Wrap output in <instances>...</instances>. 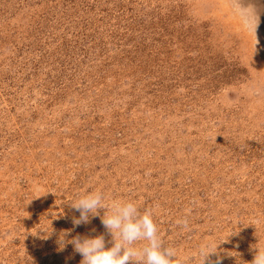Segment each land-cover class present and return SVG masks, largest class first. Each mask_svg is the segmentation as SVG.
Returning <instances> with one entry per match:
<instances>
[{"label": "rangeland", "instance_id": "rangeland-1", "mask_svg": "<svg viewBox=\"0 0 264 264\" xmlns=\"http://www.w3.org/2000/svg\"><path fill=\"white\" fill-rule=\"evenodd\" d=\"M251 2L255 35L231 0H0V264H80L78 235L112 247L106 209L72 223L91 191L151 210L175 264H202L208 241L205 264H252L264 0Z\"/></svg>", "mask_w": 264, "mask_h": 264}, {"label": "clouds", "instance_id": "clouds-1", "mask_svg": "<svg viewBox=\"0 0 264 264\" xmlns=\"http://www.w3.org/2000/svg\"><path fill=\"white\" fill-rule=\"evenodd\" d=\"M234 14H238L242 26L255 35L260 23L259 12L251 0H231ZM106 196L101 191H91L71 203L79 212L73 219L74 226L89 223V216H97L99 209H106L101 218L103 226L114 239L113 246L106 248L103 235L95 237L76 236L67 243L73 245L75 252L82 256L80 264H175L176 250L165 247L159 235L157 224L151 210L141 211L134 200H112L105 203ZM177 223L187 227V219ZM146 241L143 246L140 242ZM60 247H65L63 238ZM218 245L208 241L199 247L198 256L205 261L217 252ZM135 258V259H134ZM216 264H220L219 259ZM252 264H264V251L256 254Z\"/></svg>", "mask_w": 264, "mask_h": 264}]
</instances>
